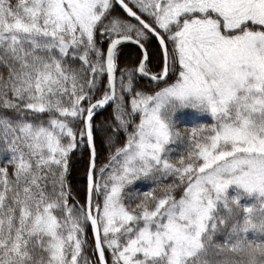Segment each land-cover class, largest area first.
<instances>
[{
	"label": "snow or ice",
	"instance_id": "obj_1",
	"mask_svg": "<svg viewBox=\"0 0 264 264\" xmlns=\"http://www.w3.org/2000/svg\"><path fill=\"white\" fill-rule=\"evenodd\" d=\"M0 264H264V0H0Z\"/></svg>",
	"mask_w": 264,
	"mask_h": 264
},
{
	"label": "trees",
	"instance_id": "obj_2",
	"mask_svg": "<svg viewBox=\"0 0 264 264\" xmlns=\"http://www.w3.org/2000/svg\"><path fill=\"white\" fill-rule=\"evenodd\" d=\"M81 172H82V169H79L77 171H74L73 172V177L79 178L80 175H81ZM80 182H82V181H80L79 179H77V183H80Z\"/></svg>",
	"mask_w": 264,
	"mask_h": 264
}]
</instances>
